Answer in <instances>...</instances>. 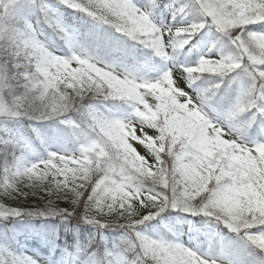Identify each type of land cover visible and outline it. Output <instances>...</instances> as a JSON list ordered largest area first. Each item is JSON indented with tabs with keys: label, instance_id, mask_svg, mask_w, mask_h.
Returning a JSON list of instances; mask_svg holds the SVG:
<instances>
[{
	"label": "clouds",
	"instance_id": "9594fccd",
	"mask_svg": "<svg viewBox=\"0 0 264 264\" xmlns=\"http://www.w3.org/2000/svg\"><path fill=\"white\" fill-rule=\"evenodd\" d=\"M4 21L0 222L58 218L72 243L0 228V264L69 247L79 264H264V0H34Z\"/></svg>",
	"mask_w": 264,
	"mask_h": 264
},
{
	"label": "trees",
	"instance_id": "16d2710c",
	"mask_svg": "<svg viewBox=\"0 0 264 264\" xmlns=\"http://www.w3.org/2000/svg\"><path fill=\"white\" fill-rule=\"evenodd\" d=\"M211 1V0H210ZM169 2L171 4H173L174 6L177 4V0H169ZM2 8V7H1ZM24 16V13H20L18 14V16L16 15L14 18L12 19H16L18 17H22ZM165 160H167V156L164 157ZM147 189V186L145 187ZM41 204V200L39 201H33L31 199H21L19 201H14L11 202V205L13 207H18V208H31V207H35L37 205ZM62 206L63 202H61ZM75 221H69L68 222V226L71 227L73 224H75ZM25 227V228H36V229H49L52 227H56L59 230V235H60V239L57 241L58 244H63L64 240H68L69 244L72 243V237L70 233H67L65 231V225L62 224L59 219H53V218H31V219H20V218H9L7 221H3L0 222V228H14V227ZM77 227H79L81 229L82 232L86 231V227L88 225H76ZM59 249V248H57ZM68 257L70 259L79 261L84 259V256L82 254H79L76 252V249L74 247H69L68 249Z\"/></svg>",
	"mask_w": 264,
	"mask_h": 264
},
{
	"label": "rangeland",
	"instance_id": "374dc122",
	"mask_svg": "<svg viewBox=\"0 0 264 264\" xmlns=\"http://www.w3.org/2000/svg\"><path fill=\"white\" fill-rule=\"evenodd\" d=\"M211 2L210 0H201V3H209ZM34 3V0H0V27L4 25V18L9 17V18H14L16 15L20 14L21 12L26 13V10L28 7ZM2 7V8H1ZM180 85L183 86V82L179 81ZM161 89L162 92H167L169 91L167 88L163 86V84L157 85ZM154 134V133H153ZM136 147L139 149L141 154L147 155L145 152V149L141 147L139 144L136 145ZM151 160V157H149ZM147 194H155V193H149L148 190L142 189L140 191H134L133 196L136 197L138 196L139 198L143 199ZM28 199H31L33 201H39V197H29ZM114 264H120L119 258H116L114 261Z\"/></svg>",
	"mask_w": 264,
	"mask_h": 264
}]
</instances>
